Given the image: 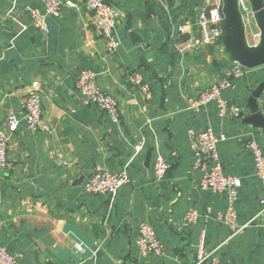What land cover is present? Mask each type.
<instances>
[{
	"label": "crops",
	"instance_id": "1",
	"mask_svg": "<svg viewBox=\"0 0 264 264\" xmlns=\"http://www.w3.org/2000/svg\"><path fill=\"white\" fill-rule=\"evenodd\" d=\"M83 6L85 0H74ZM119 9L120 47L108 55L95 16L65 9L48 17V35L32 25L28 9L43 12L40 0H0V129L9 115H24L28 91L41 96L47 132L25 125L11 136L9 167L0 173V247L19 255L18 264H193L200 248L219 264H264L263 196L254 159L246 148L255 141L264 151V129L245 121L249 99L264 82V67L232 80L223 96L242 110L239 118H220L214 103L194 108L202 92L233 68L223 41L194 51L184 46L202 39L199 15L218 9L220 0H106ZM183 27L180 36L179 27ZM23 27L27 29L24 31ZM245 28L259 33L252 16ZM83 70L119 103L114 125L96 106H85L76 91ZM140 74L150 95L129 83ZM264 114V91L258 101ZM212 129L226 140L218 147L227 176L241 179L235 204L239 226L218 216L228 196L201 188V173L189 130ZM145 148L134 157V146ZM170 165L166 178H154L155 156ZM128 165L130 184L115 200L84 191L96 173H118ZM197 211L189 223L185 215ZM153 226L163 245L160 256H142L138 227ZM233 236V237H232ZM81 242L86 253L76 251Z\"/></svg>",
	"mask_w": 264,
	"mask_h": 264
},
{
	"label": "built area",
	"instance_id": "2",
	"mask_svg": "<svg viewBox=\"0 0 264 264\" xmlns=\"http://www.w3.org/2000/svg\"><path fill=\"white\" fill-rule=\"evenodd\" d=\"M40 1L43 4V12L38 9H28L32 25L36 30L48 35L50 33L48 17L58 18L65 9L80 10L84 8L95 16L100 34L106 43L107 54H116L121 45L116 34L117 19L120 13L116 6L106 0H85L83 6L74 0ZM238 5L245 23V16H252L249 2L248 0H238ZM199 25L204 31V37L188 42L183 48L184 51H194L204 44L223 40V29L218 9H212L208 14H200ZM26 29V27H23L24 31ZM182 32L183 27L181 26L177 29V33L180 36ZM260 38V33L252 34L251 38H247L248 44L256 46ZM247 71L248 69L235 62L233 68L224 78L219 79L208 90L202 92L198 100L193 103V107L199 108L214 103L217 106L220 118H239L242 110L229 102L223 96V92L232 86V80L242 78ZM129 83L133 87L140 89L145 96L150 95L149 85L140 74L130 75ZM76 91L85 106H96L108 116L114 125L120 124L118 100L100 87L97 73L91 70L81 71L76 79ZM22 125H25L33 132L49 131V126L44 119L43 102L40 93L35 88L28 91L24 105V115L22 117L16 114L9 115L6 121V130L0 129V173L9 167V141L11 136L17 133ZM188 138L195 156L193 169L201 173V188L215 193H225L228 196V210L226 214L219 215L218 220L234 226L236 231L233 236H235L247 228L250 223L239 226L237 222L235 204L242 182L240 178L227 176L224 173L218 147L221 142L226 140V137L223 135L216 136L212 129H207L206 131L191 129L188 131ZM144 148L145 141L138 142L134 146V157L141 153ZM246 148L253 156L255 176L263 190V196L260 199L261 210L258 214V216H262L264 214V151L255 141L251 140L247 142ZM169 171L170 165L167 160L163 154L158 153L153 164L155 180L158 182L164 180ZM130 182L128 165H125L118 173L103 170L94 174L85 184L84 191L93 196H107L113 202L118 192ZM199 218L200 214L197 211H189L185 215V220L191 224L196 223ZM136 246L142 256H160L163 254L162 242L153 226L147 222H142L138 227ZM75 249L81 254L86 253V247L81 242L75 244ZM19 259V255H13L4 247H0V264H18ZM193 264H219V262L214 258L213 252H206L200 248Z\"/></svg>",
	"mask_w": 264,
	"mask_h": 264
},
{
	"label": "water",
	"instance_id": "3",
	"mask_svg": "<svg viewBox=\"0 0 264 264\" xmlns=\"http://www.w3.org/2000/svg\"><path fill=\"white\" fill-rule=\"evenodd\" d=\"M254 24L261 34L259 43L250 46L238 0H220L218 12L223 29V45L227 54L243 68L251 70L264 67V0H248ZM264 91V82L252 93L249 99L250 115L244 119L255 127L264 129V114L258 101Z\"/></svg>",
	"mask_w": 264,
	"mask_h": 264
},
{
	"label": "rangeland",
	"instance_id": "4",
	"mask_svg": "<svg viewBox=\"0 0 264 264\" xmlns=\"http://www.w3.org/2000/svg\"><path fill=\"white\" fill-rule=\"evenodd\" d=\"M253 32H254V31L251 30V29L247 30V34H248V36L250 37L251 33H253Z\"/></svg>",
	"mask_w": 264,
	"mask_h": 264
}]
</instances>
